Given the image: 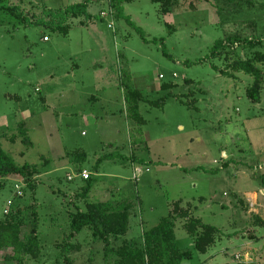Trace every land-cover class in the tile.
I'll list each match as a JSON object with an SVG mask.
<instances>
[{
    "label": "rangeland",
    "instance_id": "374dc122",
    "mask_svg": "<svg viewBox=\"0 0 264 264\" xmlns=\"http://www.w3.org/2000/svg\"><path fill=\"white\" fill-rule=\"evenodd\" d=\"M179 1L168 16L152 0L125 2L123 16L110 15L109 0L0 5V140L24 120L31 145L1 140L2 148L19 165L41 170L35 195L24 194L27 183L18 175L0 191V221L14 203L25 209L30 231L32 213L40 216L46 256L25 264H55V245L69 233L75 202L82 203L75 193L87 185L77 178L80 167L94 182L91 202L132 204L123 239L142 245L143 232L182 201L181 207L226 236L200 254L184 229L186 220L178 219L177 240L194 252L181 264H264V90L261 102L253 103L247 94L251 76L224 77L214 68L230 67L232 47L223 56L227 61L211 58L216 41L235 36L241 58L264 52V46L244 51L245 40L264 43V0H253L252 8L224 0ZM79 3H88L87 15H57ZM13 9L25 19H16ZM55 18L68 33L50 29ZM122 74L150 101L164 99L161 107L140 105L144 124L127 116ZM80 153L87 159L72 162ZM74 242L68 253L74 264H115L91 231ZM5 256L0 252V264H11Z\"/></svg>",
    "mask_w": 264,
    "mask_h": 264
},
{
    "label": "trees",
    "instance_id": "16d2710c",
    "mask_svg": "<svg viewBox=\"0 0 264 264\" xmlns=\"http://www.w3.org/2000/svg\"><path fill=\"white\" fill-rule=\"evenodd\" d=\"M133 0H109L111 11L113 14L123 16V4ZM154 3L161 6V13L164 16L171 15L175 8L181 7L179 0H152ZM226 5L237 4L239 6H254L253 0H224ZM4 0H0V5ZM9 10V9H8ZM88 3H79L67 7L65 10L57 12V15L64 20L65 17L79 18L87 15ZM12 15L16 19L23 18L22 13H16L11 10ZM103 14V13H102ZM25 19V18H23ZM47 23V22H46ZM62 23V22H61ZM50 29L54 32L68 33L69 27L60 24L55 19H50L48 22ZM245 40V44L249 45L244 51L250 52L254 48L263 47L264 43L260 38ZM240 41L238 36L216 41L212 51L211 58L227 61L224 55L230 54V48L236 50L234 52L235 61L232 62L229 68L218 70L224 77H235V72H241L244 75L251 76L254 81L253 85L248 89V97L253 103H260L262 100V91L264 90V52H252L245 57H240V52L234 46ZM229 66V65H228ZM227 66V67H228ZM121 74V73H120ZM121 77V75H120ZM131 78L123 76L120 79L121 86L125 88L127 116L135 122V124H144V119L140 114V105L146 104L149 106L161 107L164 99L161 102H152L142 91L134 89ZM187 84L192 81L186 80ZM175 85H164L163 89L168 90ZM190 104V103H189ZM134 124V125H135ZM26 123L20 122L17 124L18 132L12 128L10 132L3 134L1 140L14 144L18 140L27 142L31 145L28 138V129ZM12 132V134H11ZM0 140V191L7 185V178L12 175H18L27 183V190L23 189L24 194L32 192L36 194L39 184L34 177L41 175V170L38 166L26 163L19 165L15 159L6 153ZM113 155L104 157L109 159ZM104 158L99 159L100 164ZM87 155L80 153L78 157L72 159L74 161H85ZM134 162H136L134 160ZM45 164L48 161H44ZM44 164V165H45ZM85 169L78 168L77 172L81 174ZM85 181V180H84ZM73 182V181H71ZM87 185L82 187L75 193V198H78L82 203H77L76 211L70 215L69 233L66 238L55 245L58 256L55 258V264H74L68 259V253L76 249L75 240L85 230L92 233V238L98 240L104 245L105 258L109 260L114 258L115 264H181L184 260L192 259L194 252L189 249H184L177 240L175 233L176 222L178 219L186 220L184 225L185 231L193 241L194 250L200 254H207L219 241L226 236V233L217 227L203 223L200 218L193 216L190 207L184 209L181 207L182 201L173 205V209L168 217H165L161 222L151 230L144 231L142 235V245H139L136 239H123L130 230V218L132 204L125 201H108V202H91L90 193L94 186L92 176L86 180ZM2 184V185H1ZM74 196V195H73ZM74 204V203H73ZM18 205V204H17ZM15 203L9 212L4 215V219L0 221V252H5L4 262L11 264H25L31 260L35 263H40L46 256V246L40 239V216L36 211L32 213L33 222L32 229L29 230V225L24 213V208L17 206ZM122 244L114 247V241H120ZM1 263V259H0Z\"/></svg>",
    "mask_w": 264,
    "mask_h": 264
},
{
    "label": "built area",
    "instance_id": "2783aa9c",
    "mask_svg": "<svg viewBox=\"0 0 264 264\" xmlns=\"http://www.w3.org/2000/svg\"><path fill=\"white\" fill-rule=\"evenodd\" d=\"M108 15L109 14H107V13H103L102 14V17H107ZM110 15L113 16V12L112 11L110 12ZM110 26H112V25H110ZM138 173H140V170L139 169H135V177H136V180H138ZM77 177H80V178H82L83 180L86 181V180H89L90 179L91 174L88 173L87 171H83L81 174H78ZM69 180L72 181L73 178L72 177H69ZM20 194H21V192H20Z\"/></svg>",
    "mask_w": 264,
    "mask_h": 264
},
{
    "label": "crops",
    "instance_id": "0c3cea01",
    "mask_svg": "<svg viewBox=\"0 0 264 264\" xmlns=\"http://www.w3.org/2000/svg\"><path fill=\"white\" fill-rule=\"evenodd\" d=\"M24 121V120H23ZM72 162L70 161V164H71ZM84 171H87V170H84ZM76 172H77V170H76ZM79 173L77 172V175H78ZM69 177H72V176H69ZM73 178V177H72ZM77 178H80V177H77ZM80 179H82V178H80ZM69 180V179H68ZM83 180V179H82ZM70 181V180H69ZM72 181H74V178H73V180ZM84 181V180H83ZM105 202H108V201H105Z\"/></svg>",
    "mask_w": 264,
    "mask_h": 264
}]
</instances>
